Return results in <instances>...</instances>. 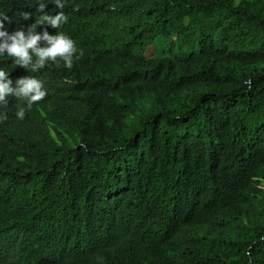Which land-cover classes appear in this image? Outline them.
<instances>
[{
  "label": "trees",
  "instance_id": "1",
  "mask_svg": "<svg viewBox=\"0 0 264 264\" xmlns=\"http://www.w3.org/2000/svg\"><path fill=\"white\" fill-rule=\"evenodd\" d=\"M63 11L70 70L0 58L48 89L0 109V264H264V0Z\"/></svg>",
  "mask_w": 264,
  "mask_h": 264
},
{
  "label": "clouds",
  "instance_id": "2",
  "mask_svg": "<svg viewBox=\"0 0 264 264\" xmlns=\"http://www.w3.org/2000/svg\"><path fill=\"white\" fill-rule=\"evenodd\" d=\"M50 4L58 10L55 14L47 11ZM66 4L67 0H35V13L19 11L15 21L12 16L0 11V58H10L14 66L27 72H38L52 63L59 66L60 61L70 70L74 60H79L84 53L69 35L60 30L68 21L63 11ZM30 20L34 22L20 23ZM13 23L19 27L10 31ZM49 27L55 29L56 33L50 34L47 30ZM47 95L48 89L43 80L28 75L14 81L8 71L0 68V109L8 106L10 97L22 102L17 106V119L23 120L26 111ZM6 119V113L0 111V122Z\"/></svg>",
  "mask_w": 264,
  "mask_h": 264
},
{
  "label": "rangeland",
  "instance_id": "3",
  "mask_svg": "<svg viewBox=\"0 0 264 264\" xmlns=\"http://www.w3.org/2000/svg\"><path fill=\"white\" fill-rule=\"evenodd\" d=\"M151 55H152L151 50L148 49L147 52H146V56H147V57H151Z\"/></svg>",
  "mask_w": 264,
  "mask_h": 264
}]
</instances>
